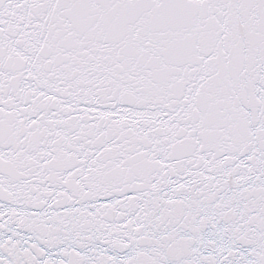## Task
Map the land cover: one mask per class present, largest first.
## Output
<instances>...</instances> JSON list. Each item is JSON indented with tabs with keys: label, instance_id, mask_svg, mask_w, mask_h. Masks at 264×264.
Masks as SVG:
<instances>
[{
	"label": "snow or ice",
	"instance_id": "1",
	"mask_svg": "<svg viewBox=\"0 0 264 264\" xmlns=\"http://www.w3.org/2000/svg\"><path fill=\"white\" fill-rule=\"evenodd\" d=\"M0 264H264V0H0Z\"/></svg>",
	"mask_w": 264,
	"mask_h": 264
}]
</instances>
